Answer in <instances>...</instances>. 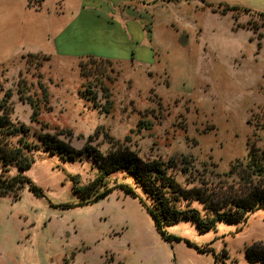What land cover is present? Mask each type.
<instances>
[{
  "label": "rangeland",
  "instance_id": "374dc122",
  "mask_svg": "<svg viewBox=\"0 0 264 264\" xmlns=\"http://www.w3.org/2000/svg\"><path fill=\"white\" fill-rule=\"evenodd\" d=\"M30 1L41 7L43 0ZM131 3L150 31L155 57L146 66L45 59L33 52L46 42V19L26 11V0H0V99L9 93L12 121L28 128L37 147L40 135L61 134L76 150L105 153L118 142L144 159L177 161L171 171L188 188L227 173L246 155L248 120L264 111V0ZM41 85L48 104L37 102L32 120L25 98L42 100ZM96 166L86 152L64 161L34 151L24 174L44 196L28 187L16 198L0 195V264H259L245 250L264 244L263 210L245 224L220 221L205 232L180 219L166 231L183 240L166 241L137 198L117 189L82 196ZM111 178L132 182L121 172Z\"/></svg>",
  "mask_w": 264,
  "mask_h": 264
},
{
  "label": "trees",
  "instance_id": "16d2710c",
  "mask_svg": "<svg viewBox=\"0 0 264 264\" xmlns=\"http://www.w3.org/2000/svg\"><path fill=\"white\" fill-rule=\"evenodd\" d=\"M28 7L40 8V3ZM233 7L232 10H236ZM150 33V31L148 30ZM42 55L45 59L50 56ZM92 62H110L94 57H87ZM80 62V68L83 67ZM82 74L83 69H82ZM43 99L25 101L32 108V120H36L38 104H48V96L41 85ZM9 93L0 99V195L17 197L24 187H28L35 195L44 194L25 176V171L33 163V153L38 148L50 153H57L64 161H75L83 152L88 153L98 169L96 177L85 188L83 197L99 199L106 197L113 190H121L127 195L137 198L152 218L155 228L166 241H182L180 237L169 234L166 227L180 219L195 223L200 232L214 228L217 222L245 224L249 215L257 210L264 211V111L254 114L248 124L252 133L247 139V152L244 158L234 162L227 173L220 176L201 178L198 186L188 188V183H180L172 169L177 165L174 160L165 162L161 159H144L129 145L112 142L110 149L102 153L91 145L76 150L68 142L60 139V135H40V147L32 145L26 139L28 128L12 121V107L9 106ZM96 97H93V100ZM91 138H89L90 140ZM181 162V161H180ZM183 162V163H182ZM182 165L188 162L182 161ZM187 166L181 172L187 173ZM116 172L131 176L132 182L111 178ZM192 182V181H191ZM194 182V180H193ZM142 189L145 198L137 189ZM147 201H146V200ZM199 202L201 209L194 208L193 202ZM187 245L195 247L188 240ZM263 247V248H261ZM261 247L252 245L246 248V256L251 262L264 264V244ZM197 248V247H196ZM199 252L205 249L197 248Z\"/></svg>",
  "mask_w": 264,
  "mask_h": 264
},
{
  "label": "crops",
  "instance_id": "0c3cea01",
  "mask_svg": "<svg viewBox=\"0 0 264 264\" xmlns=\"http://www.w3.org/2000/svg\"><path fill=\"white\" fill-rule=\"evenodd\" d=\"M132 0H120L111 6L107 0H43L36 20L46 19L50 29L33 53L79 60L85 57L146 66L153 61L151 36L144 19L131 6ZM49 3H51L49 5Z\"/></svg>",
  "mask_w": 264,
  "mask_h": 264
}]
</instances>
